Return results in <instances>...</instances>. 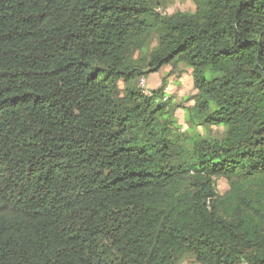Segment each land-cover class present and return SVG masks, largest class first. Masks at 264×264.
Returning <instances> with one entry per match:
<instances>
[{"label": "trees", "instance_id": "obj_1", "mask_svg": "<svg viewBox=\"0 0 264 264\" xmlns=\"http://www.w3.org/2000/svg\"><path fill=\"white\" fill-rule=\"evenodd\" d=\"M189 1L0 0V264H264V0Z\"/></svg>", "mask_w": 264, "mask_h": 264}, {"label": "rangeland", "instance_id": "obj_2", "mask_svg": "<svg viewBox=\"0 0 264 264\" xmlns=\"http://www.w3.org/2000/svg\"><path fill=\"white\" fill-rule=\"evenodd\" d=\"M157 3L159 2V13L162 15H170L176 11L180 12H192L194 10V5L189 0H156ZM170 67H164L160 73H155L156 75L149 74L145 80V86L144 88L146 90H152L155 88L156 84H160L161 77L163 75H166L169 71ZM167 70V72H164ZM175 70V69H174ZM174 75L177 76L179 73L178 71H173ZM160 86V85H159ZM158 86V87H159ZM156 87L155 89H157ZM166 96L170 97V100L173 104H178L179 109L175 113L176 120L179 124V126L186 128L185 122H184V111L183 109H186L190 105H192V101L190 98L194 94V90L192 87V80H191V74L190 70H185L182 74L180 73V76L178 78H175L174 76H170L167 79V88L165 89ZM198 131H201L198 129ZM223 128H216L212 127L210 128L207 133L209 136L212 137H219L222 135ZM217 189L222 194L227 190V185L224 180H219L217 182ZM180 264H195L193 262V259L190 257L183 258L182 262Z\"/></svg>", "mask_w": 264, "mask_h": 264}, {"label": "built area", "instance_id": "obj_3", "mask_svg": "<svg viewBox=\"0 0 264 264\" xmlns=\"http://www.w3.org/2000/svg\"><path fill=\"white\" fill-rule=\"evenodd\" d=\"M139 86L143 89L144 93L149 94V92L144 88L145 81L143 79L140 80Z\"/></svg>", "mask_w": 264, "mask_h": 264}, {"label": "crops", "instance_id": "obj_4", "mask_svg": "<svg viewBox=\"0 0 264 264\" xmlns=\"http://www.w3.org/2000/svg\"><path fill=\"white\" fill-rule=\"evenodd\" d=\"M187 70H189V69H187ZM164 72H167V70H165ZM168 72H170V69H169V71H168ZM153 75H156V74H153ZM159 85H160V84H159ZM159 85H158V84H156L155 88H156V87H158ZM155 88H154V89H155ZM154 89H152V90H154Z\"/></svg>", "mask_w": 264, "mask_h": 264}, {"label": "clouds", "instance_id": "obj_5", "mask_svg": "<svg viewBox=\"0 0 264 264\" xmlns=\"http://www.w3.org/2000/svg\"><path fill=\"white\" fill-rule=\"evenodd\" d=\"M144 80V79H143ZM145 81V80H144ZM148 92L150 91V90H147Z\"/></svg>", "mask_w": 264, "mask_h": 264}]
</instances>
